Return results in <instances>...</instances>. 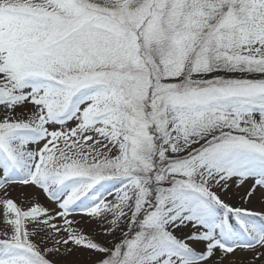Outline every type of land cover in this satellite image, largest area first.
<instances>
[{"label": "snow or ice", "instance_id": "6c2138e0", "mask_svg": "<svg viewBox=\"0 0 264 264\" xmlns=\"http://www.w3.org/2000/svg\"><path fill=\"white\" fill-rule=\"evenodd\" d=\"M0 264H264V0H0Z\"/></svg>", "mask_w": 264, "mask_h": 264}]
</instances>
